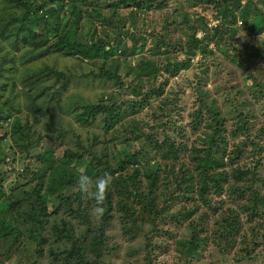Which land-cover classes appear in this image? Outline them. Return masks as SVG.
<instances>
[{"label": "trees", "instance_id": "1", "mask_svg": "<svg viewBox=\"0 0 264 264\" xmlns=\"http://www.w3.org/2000/svg\"><path fill=\"white\" fill-rule=\"evenodd\" d=\"M114 1L105 0L104 8L108 9L107 16L116 20L114 15L119 10L116 9L117 6L133 5L147 12L152 9L162 10L166 7L168 0ZM207 2L217 7V15L221 17L222 24H226L224 31L219 25L208 26L205 22L202 36L193 34L186 42H182L180 37L170 42V39H164L162 35L151 34L156 36L157 48L172 47L183 51L185 55L182 60L173 63L165 62L166 72L176 73L181 68L189 67L191 59L198 52L202 56L212 53V50L208 48L210 42L216 37L220 38L223 32L229 33V26L235 24L238 17L242 18H240L241 23L248 22L250 27L253 24L257 25L258 31L264 29L261 25L264 14L252 0L244 2L243 0H207ZM99 7L101 5L98 4V0H0V34H3L4 40L11 38L13 41L40 48L39 56L50 52H62L64 56L79 57L92 63L102 57L101 63L105 65L117 49L122 55L127 53L126 47H120V43H123L122 36L117 34L112 43L102 37L82 40L79 39L81 36H78L82 26L87 25V18L95 15L104 21L109 20V17L106 18L103 14L106 10L100 11ZM173 14L181 15L185 21L189 20L186 12L179 13L175 10ZM196 17L199 16L196 15ZM118 18L122 17L118 15ZM6 20L7 34L4 33ZM82 22L84 23L81 24ZM98 27L94 26V30ZM177 29H181L180 24L177 25ZM218 44L219 41L216 42L217 46ZM105 46L108 48L105 49ZM256 56L264 60L263 46L255 52ZM240 63L243 65L242 62ZM118 66L119 62L115 66L116 72ZM159 70L160 68H157V71ZM48 74L55 76L53 85H60L63 89L58 91V99L61 100L67 86L71 83L70 76L66 72L53 69H49ZM29 79L35 80L33 76ZM161 92L160 88L155 90V93ZM142 101L141 99L140 105L136 103L139 101H134L135 103L131 105L133 111L136 112L143 107ZM215 101H217L216 98L205 107V111L209 114V123L205 126L207 131L204 132L203 139L197 136L192 142L193 147L189 151V158L193 165L191 169H188L190 165L186 166L184 160L178 158L179 154L184 153L187 148V145L182 143L177 147L174 141L164 140L161 144H155L153 148L157 159H150V156L148 157L147 153L139 148L131 151L123 146L118 151H114L109 147L108 138L102 141L101 146L98 142H100L99 137L105 134L104 128L109 131L113 125L120 122L122 117L120 106L110 98L106 100L97 98L92 102L79 100L77 106L70 111L72 121L77 124L69 125V127L67 125L71 122H67L66 128L70 132L73 131L72 134L78 139L81 138V135L77 134L78 124V126L98 124L99 132H93L87 149L82 147L78 149L79 144L76 143V149L66 147L63 155L56 159L42 157L46 167L37 176L31 178L32 181H37L35 184L27 190L23 188L24 186L20 187L23 191L21 197L11 193L7 195L0 189V196H3L0 200V238L9 240L5 249L8 250L13 241L14 245L21 240L24 245L28 242L29 245L33 244L26 249L31 257L30 264H48L49 262L104 264L103 256L115 251V247H110L108 231L111 224L118 221L123 235L133 239L141 234L146 238L140 251L144 254V261L147 264H158L155 263L158 258L155 250L160 247L155 246L153 236L157 235L170 240L176 235L174 228L183 226L190 231L189 238L187 241L181 240L180 237L172 240L173 249H171L179 254V264H193L192 259H195L197 250L202 244L208 243L207 241H212L216 248L223 249V253H226L229 259L233 254V258L236 259L233 260L234 263L242 262L240 258L243 256L235 253L236 239L241 240V236L246 235L245 231L247 233L250 231L253 238L257 231L258 233L262 231L264 235V164L262 163L264 127H259L258 133L251 137L248 133L252 128L248 118L250 113L239 110L234 116L228 118L231 121L234 120L230 130L231 137L234 139L238 135H244L246 140L240 147L235 143L230 144L221 126L227 119L220 116L219 109L210 105ZM32 110L42 112L40 115L47 120L45 125L50 136L53 135L58 140L65 138L66 128L59 123L56 124L57 121L55 123L50 105L43 108L33 107ZM60 111H63V108ZM7 117L9 114L5 116V120ZM201 119V112H195L194 123L191 124L193 129L198 128L197 125L203 121ZM30 129L26 123L24 125L16 119L12 127L7 128V133L17 134L23 140H28L31 134ZM142 137L148 138L145 134ZM260 138H263V141ZM13 141L17 144L15 139ZM97 146L100 148H96ZM248 146L252 147L251 150L247 149ZM244 153L250 155L245 156ZM247 160L252 161V164H245ZM81 171L93 178L108 173L112 179L110 190L105 195L104 213L101 217L89 215L88 209L91 202L76 190L75 179ZM0 182H3V177L0 178ZM258 182H260L259 188ZM232 192H236V195L232 196ZM211 193L216 194L219 201H212L208 195ZM53 194L58 201H55L57 204L54 209L49 211L48 204L54 203ZM225 195L232 198H220ZM196 198L200 200V204L186 206V202ZM236 198L239 199L236 204L240 207L234 211L222 212V203L231 202ZM179 200H184L185 203L179 205ZM29 202L28 211L23 212L24 206ZM204 203L214 215L218 212L222 214H218V218L213 220H205L207 212L200 213L205 206ZM174 204H177L176 208H173ZM17 207L21 208L18 213L24 214V216L21 215L22 221H17V216L13 215ZM59 213H62L63 217H60V221L57 222L52 219V216L58 218ZM74 219H80L77 224L79 227L83 225L86 227L77 236ZM169 225L171 228L168 227ZM18 236L20 237L17 239ZM248 249L246 247L242 249V252L248 253ZM135 251L133 250L132 253ZM250 256L245 259H250Z\"/></svg>", "mask_w": 264, "mask_h": 264}, {"label": "rangeland", "instance_id": "2", "mask_svg": "<svg viewBox=\"0 0 264 264\" xmlns=\"http://www.w3.org/2000/svg\"><path fill=\"white\" fill-rule=\"evenodd\" d=\"M104 1L98 0V4L102 7L99 9L103 12L106 10L103 14L108 18L106 14L108 9L104 8L106 5ZM252 2L259 6L264 14V0H252ZM117 8L119 9L115 13L117 16L114 15L116 20L109 17V20L104 21L99 16L93 15L87 18V25L82 26V29L78 31V36H81L79 39L82 40L102 37L112 43L117 34L122 36L123 43H120V47H126L127 53L122 55L117 49L105 65L101 63L102 57L92 63L79 57L64 56L62 52H50L39 56L40 48L13 41L11 38L4 40L3 34H0V115L2 117L0 120V178L3 177L0 189L7 195L11 193L21 197L23 191L20 187L24 186L23 188L27 190L37 182L32 181L31 178L37 176L46 167L42 157L56 159L63 155L66 147L76 149V143L79 144L78 149L81 147L87 149L93 132H99L97 127L99 125L78 126V124L77 134L81 135L80 139L72 134L73 131L70 132L66 128L67 122H71L67 126L77 124L72 121L70 111L77 106L79 100L92 102L97 98L98 100L110 98L120 106L122 116L120 122L113 125L109 131L103 127L105 134L99 137L100 142H98L101 146L102 141L108 138L109 147L114 151H118L123 146L131 151L139 148L147 153L150 159H157L153 148L155 144H161L164 140L174 141L175 147L187 145L186 151L180 153L178 158L184 160L186 166L190 165L188 169H191L193 165L189 158V151L193 147L192 142L197 136L203 139L204 132L207 131L205 126L209 123V114L205 111V107L215 98L217 101L210 105L219 109L220 116L227 119L221 126L230 144L235 143L240 147L246 140L244 135H238L234 139L231 137L230 130L234 120L231 121L228 118L234 116L239 110L250 113L248 118L252 128L248 133L251 137L258 133L259 127H264V60L255 57L258 48L262 46L264 48V29L258 31L257 25L253 24L250 27L248 22L241 23L242 18L238 17L237 22L229 26V33L223 32L220 38L216 37L210 42L208 48L212 50V53L202 56L198 52L191 59L189 67L181 68L176 73L166 72L164 70L166 63L182 60L185 55L183 51L172 47L157 48L156 36L151 34L162 35L164 39H170V42H173L176 37L186 42L193 34L202 36L205 22L208 26L219 25L224 31L226 24H222L221 17L217 15V7L207 0H168L166 7L162 10L152 9L146 12L145 9L140 10L133 5L117 6ZM89 9L91 10L90 7ZM175 10L179 13L186 12L189 20H183L181 15L174 16ZM118 15L122 18H118ZM6 24L7 20L4 27L5 34H7ZM178 24L181 27L179 30ZM261 25L264 28V21ZM94 26L99 27L94 30ZM155 47L156 51H154ZM107 48L108 46H105V49ZM133 48L134 52H132ZM118 62L116 72L115 66ZM156 67L160 70L157 71ZM49 69L63 71L70 76L71 83L67 86L61 100L58 99V91L63 89L60 85H53L55 76L48 74ZM139 74L144 76L138 77ZM149 74H151L150 77H145ZM30 76H33L35 80L29 79ZM158 88L162 90L160 94L155 93ZM40 94L42 96H38ZM141 99L143 107L136 112L133 111L131 105L135 103L134 101H139L136 103L140 105ZM47 105L53 109L55 123L57 121L56 124L59 123L66 128L63 140L50 136L45 125L47 120L41 117L42 112L40 111V115V112H36L38 110H32L33 107L43 108ZM62 108L63 111H60ZM197 111L201 112L203 121L197 125V129H193L191 124L194 123V114ZM7 114L9 117L5 120ZM16 119L24 125L26 123L29 129L31 128L28 140H23L17 134L7 133V128L10 129ZM144 134L148 138L142 137ZM13 139L17 141V144ZM260 140L263 141V138ZM222 146L224 147V144ZM251 148V146L247 147L250 150ZM244 155L250 154L244 153ZM262 163L264 164V160ZM245 164L251 165L252 161L247 160ZM257 185L259 188L260 182ZM208 195L212 201H219L216 194ZM234 195L236 192H232V196ZM52 196H54V203L48 204L49 211L54 209L57 204L55 201H58L55 194ZM226 197L231 196L225 195L220 198ZM2 198L3 196H0V200ZM238 201L239 199L236 198L231 202H223L222 212L238 209L240 207L236 204ZM184 203V200H179V205ZM197 203L200 204L198 198L185 204L192 207ZM29 205L30 202L24 206L25 208L23 207V212L28 211ZM176 206L177 204H174L173 208ZM15 209L17 212H13V215L17 216V221H22L21 215L24 216V214L18 213L21 208ZM202 212H207L204 219L208 221L222 214L218 212L214 215L208 205L200 210V213ZM240 215L242 216V213ZM60 217H63L62 213L58 214V218L52 216V219L59 222ZM79 222L80 219H74L76 236L86 229L84 225L79 227L77 225ZM168 227L171 228L170 225ZM174 229L176 235L170 240L157 235L153 236L155 246L160 247L155 250L158 257L155 263L179 264V254L171 250L173 249L172 240L180 237L181 240L187 241L190 231L184 226ZM248 232L245 231L246 235L243 234L241 240L235 241V253L243 256L240 258L242 262L234 263L233 260L236 259L233 258V254L229 259L226 257L228 255L223 253V249L216 248L212 241H207L208 243L202 244L197 250L195 259H192L193 264H264V235L262 231H259L260 233L257 231L253 238L251 232ZM108 234L110 247H115V251L103 256L104 264H147L144 261V254L140 251L146 239L143 235L138 234L133 239L123 235L118 221L111 224ZM22 242L17 241L14 245L11 243L7 250L5 248L6 244H9L8 238H0V264H30L31 257L26 249L33 244L29 245L28 242L25 245L29 246L26 247ZM246 247L249 248V252H242V249ZM133 250L136 251L132 253ZM248 256L250 259H245ZM48 264L57 263L49 262Z\"/></svg>", "mask_w": 264, "mask_h": 264}, {"label": "clouds", "instance_id": "3", "mask_svg": "<svg viewBox=\"0 0 264 264\" xmlns=\"http://www.w3.org/2000/svg\"><path fill=\"white\" fill-rule=\"evenodd\" d=\"M112 179L108 173L93 178L86 172L81 171L75 179L76 190L89 199V215L101 217L104 213V199L110 190Z\"/></svg>", "mask_w": 264, "mask_h": 264}]
</instances>
